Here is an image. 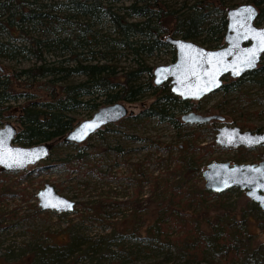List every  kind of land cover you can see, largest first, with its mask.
<instances>
[{"label": "rangeland", "instance_id": "374dc122", "mask_svg": "<svg viewBox=\"0 0 264 264\" xmlns=\"http://www.w3.org/2000/svg\"><path fill=\"white\" fill-rule=\"evenodd\" d=\"M60 1L63 0H34L32 5L43 4L44 6H39L36 10L61 15L62 12L57 7ZM131 1L139 2L140 0H114L109 3L119 13L122 7ZM160 1L170 9L180 11L183 5H188L194 0ZM245 1L224 0L223 3L231 6ZM4 12L5 10L0 9V20L4 17ZM263 22L264 20L256 24ZM76 25L65 26L56 21L48 22L44 18H38L27 24L23 23L22 29L18 31L0 24V64L2 66L0 77L8 70H17L36 62L35 53H40L46 59L53 58V55L45 52L40 44L31 45L30 42L33 39L47 38L53 31L59 32L60 35L70 30L79 33L80 31L75 28ZM90 29L104 31L100 24L92 25ZM90 44L89 42L88 46ZM19 45H24L29 51L21 50ZM12 48L16 52L9 58L7 53ZM133 57L130 53L119 55L115 61L117 74L133 64ZM171 59L168 49L161 47L146 57L145 63L153 67L170 62ZM149 76L151 80V74ZM81 77L71 75L67 77V80L75 81ZM43 81L44 78L36 79L30 84L33 85L30 86L31 88L26 87L35 95V98L31 99H41L45 95L47 85L43 84ZM152 98L149 90H145L135 101L124 102L130 114L107 123V128L99 135L90 134L83 141L73 144L50 141L52 144L48 155L36 162V164L43 163L45 166L37 171L32 170L22 174L20 170H1L0 255L5 257L0 256V264H23L22 260L28 245L39 241L58 243L63 241L66 235L94 238L108 233L111 229L124 232L126 227L130 228L134 224L137 226L139 235L144 236V227L153 219L157 205L160 201L163 202V197L165 202L170 195L173 201L179 199L182 205V202L188 201L187 209L190 211L200 208L196 202L198 195L195 188L203 187L200 172L207 162L211 160L255 162L260 158L264 160L261 156L264 152L262 146L247 149L218 146L213 142L212 127L219 124L240 126V123H244L247 126H241V129L264 131V82L258 84L245 80L235 84L227 92L216 89L198 99L196 112L220 114L223 116L221 121L183 122L179 119V115L184 111H178L176 108L172 122L133 117L142 107L148 105ZM23 99L18 97L14 101L6 102L8 107L2 112L0 126L3 122L9 121L18 130L14 113L16 106ZM91 112L92 110L87 108H77L73 112L75 123L88 117ZM254 127H258V130ZM115 146L119 147L118 151H115ZM75 155H79L80 161L76 162ZM63 158L68 159L67 166L63 165ZM184 161H187L189 168L192 167L185 172L182 164ZM30 167L31 165L25 169ZM197 167L199 171L195 172ZM193 168L195 171H192ZM45 182L50 183L58 193L74 201L70 211L55 213L52 210L38 208L35 193ZM176 183H180L181 187L172 190V185ZM218 197L217 199L228 208H218V211L223 212L226 221L240 218L242 209L246 208L249 201L243 190L237 187H231L228 193H221ZM214 199L210 197L205 202L214 201ZM212 208L213 206L208 208L211 220L214 218L212 214L215 211ZM185 213L188 212L185 211ZM238 226L240 241L247 240L253 247L262 248L264 212L252 211L250 218H245V221L240 222ZM197 227L206 231L208 226L201 221ZM180 232L181 230L179 231L173 223L166 220L165 235L169 239H164V243H160L144 238L145 251H141L135 244L138 238L132 241L126 236H120L119 248L116 249L119 259L108 260L98 257L99 260L93 259L92 263L144 264L157 261L159 264H181L184 257L177 255L175 241L171 240ZM151 246L158 247L161 252ZM165 252L168 256L164 259ZM213 259L217 260L216 257ZM202 263L205 264L204 261ZM226 263L252 264L244 263L240 256L230 258Z\"/></svg>", "mask_w": 264, "mask_h": 264}, {"label": "trees", "instance_id": "16d2710c", "mask_svg": "<svg viewBox=\"0 0 264 264\" xmlns=\"http://www.w3.org/2000/svg\"><path fill=\"white\" fill-rule=\"evenodd\" d=\"M111 1L114 0H63L57 5L62 12L61 15L36 10L44 5L34 6L32 5L34 0L0 1V9L5 10L0 24L10 29L20 31L23 23L44 18L48 22L56 21L65 26L77 24L75 28L80 31L75 33L70 30L64 35L53 31L47 38L33 39L31 45L40 44V47L51 53L53 58L46 59L40 53H35L36 62L2 73L0 119L3 110L8 107L6 103L8 100L24 98L16 106L14 113V119L18 124V130L13 137L14 142L30 144L55 140L63 143L60 137L75 124L73 112L77 108L93 111L99 105L113 101L133 102L145 90H149L153 98L133 117L172 122L175 108L178 111L197 108L196 101L182 100L170 93L167 84L162 83L158 86L152 84L149 76L151 67L145 63V58L161 47L168 49L171 58L173 57L172 47L163 41L168 34L190 39L209 48L220 46L225 26L224 10L227 6L224 5V0H194L188 5H183L180 11L170 9L160 0L131 1L124 5L119 13L111 7L109 3ZM246 1L257 7L255 23L263 21L264 0ZM95 24H100L104 31L91 30L90 27ZM19 47L21 50L29 51L24 45ZM15 52L12 48L7 53L8 57ZM124 53L134 56L133 64L117 74L115 61ZM71 75L82 77L75 81L67 80ZM40 78H44L43 84L47 85L46 93L41 99H31L35 98V95L28 88L33 86L30 85L32 82ZM245 80L258 84L264 82V59L254 69L242 73L237 78L224 77L219 89L227 92L235 84ZM239 125L247 126L244 123ZM106 128L104 125L92 134L99 135ZM254 128L258 130V127ZM114 149L118 151L119 147L115 146ZM261 156L264 157V152ZM74 157L76 162L80 161L79 155ZM62 161L63 165L67 166L68 159L63 158ZM182 164L185 167L184 172L192 168H189L187 161ZM43 166L45 164L37 163L20 172L25 174L28 171H37ZM192 171H195V168ZM197 171L199 167L196 168L195 172ZM180 187L181 184L176 183L171 189L177 190ZM230 188L213 192L204 187H196L198 195L196 202L200 208L195 211L187 209L188 201L182 202V205L179 199L173 201L170 195L165 202L163 197L164 204L160 201L157 205L153 219L144 227V236L139 235L137 226L133 224L130 228L126 227L124 232L111 229L108 233L94 238L66 235V238L58 243L45 241L31 243L26 247L23 264H94L92 260L98 261V257L108 260L119 259L116 249L119 248L120 236H126L129 240L138 238L135 244L141 251H145L143 246L146 243L145 239L160 243H164V239H169L165 235L166 220L181 230L177 236L171 238L175 241L177 255L184 257L181 264H204L203 261L205 264H227L230 258L239 256L244 263L264 264L262 250L264 244L260 249L253 247L247 240L240 241L238 237V224L244 222L245 218L249 219L252 211L264 210L249 200L242 213L239 211L240 218L226 221L223 212L218 211V208L227 207L218 200V196L221 193H228ZM189 192L193 193L190 190ZM210 197L215 198L214 201L205 202ZM212 206V209H215L212 214L213 220L208 214V208ZM201 221L208 226L206 231L197 227ZM156 248L161 252L158 247ZM167 256L168 253L165 252L163 258Z\"/></svg>", "mask_w": 264, "mask_h": 264}, {"label": "water", "instance_id": "95a60500", "mask_svg": "<svg viewBox=\"0 0 264 264\" xmlns=\"http://www.w3.org/2000/svg\"><path fill=\"white\" fill-rule=\"evenodd\" d=\"M257 7L250 2L227 6L224 10L225 26L222 44L208 48L190 39L165 35L163 41L170 44L173 59L152 67L151 82L154 85L168 84V90L179 99L197 100L218 89L222 77L231 79L254 69L264 53V22L256 24ZM2 66L0 64V70ZM127 111L124 102L113 101L98 106L88 117L77 121L60 137L63 142L78 143L97 129L119 120ZM184 122L222 120L220 114H203L193 110L183 112ZM17 128L9 121L0 126V169L22 170L44 159L50 142L19 144L13 141ZM213 142L221 147H264V131L241 129L238 125L221 124L215 127ZM203 187L213 192L230 187L243 190L245 196L264 210V161L229 162L211 160L201 170ZM37 206L41 210L55 213L70 211L74 201L58 193L45 182L35 193Z\"/></svg>", "mask_w": 264, "mask_h": 264}, {"label": "flooded vegetation", "instance_id": "af4514ba", "mask_svg": "<svg viewBox=\"0 0 264 264\" xmlns=\"http://www.w3.org/2000/svg\"><path fill=\"white\" fill-rule=\"evenodd\" d=\"M178 37H179V36H178ZM185 39H186V38H185ZM193 42H195V41H193ZM196 43H197V42H196ZM198 44H199V43H198ZM221 44H222V43H221ZM169 45H170V44H169ZM200 45H201V44H200ZM202 46H203V45H202ZM208 48H209V47H208ZM212 48H214V47H212ZM172 59H173V57H172ZM172 59H171V60H172ZM171 60H170V61H171ZM167 63H168V62H167ZM151 69H152V67H151ZM150 71H151V70H150ZM224 77H226V76H224ZM224 77H222V83H223V78H224ZM228 78H229V77H228ZM164 83H165V82H164ZM152 84H153V83H152ZM161 84H162V83H161ZM161 84H160V85H161ZM165 84H167V83H165ZM157 86H158V85H157ZM167 86H168V84H167ZM220 86H221V85H220ZM218 89H219V88H218ZM206 95H207V94H206ZM204 96H205V95H204ZM202 97H203V96H202ZM202 97H201V98H202ZM199 99H200V98H199ZM182 100H184V99H182ZM188 100H190V99H188ZM192 101H196V102H197L198 99H197V100H192ZM101 105H102V104H101ZM99 106H100V105H99ZM95 109H96V108H95ZM95 109H94V110H95ZM189 110H193V111H195L196 109H195V110H194V109H187V110H185L184 112H187V111H189ZM195 112H196V111H195ZM182 113H183V112H182ZM182 113H180V115H181ZM198 113H199V112H198ZM180 115H179V119H180ZM180 120H181V119H180ZM211 120L221 121V120H217V119H211ZM181 121H182V120H181ZM183 122H184V121H183ZM193 123H199V122H193ZM219 125H221V124H219ZM219 125H213V126H212L213 129H214V132H215V127H216V126H219ZM226 125H227V124H226ZM54 141H55V140H54ZM44 142H46V141H44ZM47 142H50V141H47ZM51 144H52V143H51ZM236 147H242V146H236ZM236 147H232V148H236ZM50 148H51V146H50ZM242 148H245V147H242ZM245 149H247V148H245ZM260 159H262V158H260ZM262 160H263V159H262ZM263 161H264V160H263ZM230 163H231V162H230ZM60 213H61V212H60ZM263 244H264V243H263Z\"/></svg>", "mask_w": 264, "mask_h": 264}]
</instances>
